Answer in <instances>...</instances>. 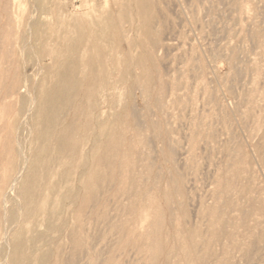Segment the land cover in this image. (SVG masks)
Masks as SVG:
<instances>
[{
	"label": "bare ground",
	"instance_id": "bare-ground-1",
	"mask_svg": "<svg viewBox=\"0 0 264 264\" xmlns=\"http://www.w3.org/2000/svg\"><path fill=\"white\" fill-rule=\"evenodd\" d=\"M130 1L134 6L128 5ZM116 6L103 24L89 21L85 17L89 11L73 16L72 22L58 17L64 35L52 45L44 24L31 12L25 19L20 4L0 0V130L5 131V121L13 119L0 139L4 171L0 262L76 264L86 256L91 264H231L240 253L241 260L245 256L249 263L256 247L264 243V199L252 196L257 175L238 186L235 180L221 178L211 197L213 204L199 198L194 203L199 207H193L192 213L189 205L194 197L176 166L175 142L171 147L167 130L161 135V125L150 119L153 113L148 111L152 116L144 123L146 114L142 120L141 112L129 106L114 120L105 118L112 99L110 66L122 68L120 81L130 83L132 90L140 89L154 109L170 100L165 81L169 78H163L155 52L160 32L155 26L154 0H123ZM37 8L47 15L44 5ZM135 21H140V28L133 38L128 33L132 25L128 30L124 25ZM261 30L254 35L263 50ZM35 35L43 39L40 48L32 45ZM106 39L111 45L100 44ZM122 44L126 46L121 48ZM230 58L234 67L236 52ZM32 59L34 74L28 69ZM48 60L53 66L44 68ZM179 86L178 81L171 83V98H176ZM118 101L119 105L122 101ZM247 116L253 117V110ZM148 131L156 141L161 138L159 154L170 167L159 165L151 155L158 153L156 148L151 152L154 143ZM227 154L236 172L248 162L247 155ZM95 226L106 231L92 235ZM101 238L111 239L109 255L93 249Z\"/></svg>",
	"mask_w": 264,
	"mask_h": 264
},
{
	"label": "rangeland",
	"instance_id": "rangeland-1",
	"mask_svg": "<svg viewBox=\"0 0 264 264\" xmlns=\"http://www.w3.org/2000/svg\"><path fill=\"white\" fill-rule=\"evenodd\" d=\"M120 1L123 0H14V2L20 4L23 17L27 14V17H24L25 19L30 18L28 15L30 13L27 12H31L30 15H33V18L44 24L42 29L47 33L49 44L53 42L52 45L59 43L58 40L64 35V28L59 27V22L62 20L60 18L64 17V19L72 22V19L76 17L75 15L78 18V16H82L89 11L88 16L84 15L89 21L103 24L108 14L117 11L116 2ZM124 1L127 2V0ZM240 1L242 2L239 3V7L236 0H199L200 3L195 0H154L156 6L154 7V18L155 24H157L155 26L160 32L156 37L158 41L156 42L155 52L157 59L160 58L158 59V65L163 78H169L165 81L168 83L170 93L168 98L170 100L167 99L169 103L165 100L164 106L160 108L161 110L164 109L163 111L158 109L157 106L154 109L153 102L143 98L145 96L141 95L143 92L141 93L140 89L132 90L130 83L123 84L120 81L122 68L115 70L112 66L109 67L113 72L111 80L113 85H110L112 87V99L109 102L105 118L110 117V120H114L116 114L126 111L129 106L134 107L133 110L141 112V114L138 113L141 119L146 116L144 120L142 119L145 121L144 123L151 115L149 112L153 113L150 119L153 121L156 119L154 122L158 121L156 123L161 125V135L167 130L166 132L169 133L171 138L169 140L171 147L173 146L172 141L175 142V148H172L176 149L174 157L177 162L176 166L181 168L178 169L179 172L181 170V174L186 177L184 180L190 197H194L191 203L192 206L189 205L192 213L197 206L199 207V205H195L198 203L199 198L207 201L208 205L213 204L212 194L220 188L222 179L230 182L235 180L232 182L235 186H238L239 182L250 177L255 178L256 174V179H253V181L255 180L253 182V184L255 183V186L253 185L255 191L252 192V196L254 198L256 196L255 199L257 200L260 197L264 199V166H262L264 163V156H262L264 155V113H261L264 109V49H260V43L254 35L256 31L261 29V31H264V0ZM39 5H44L47 8V15H43V12L37 10ZM128 5L134 6V3L130 1ZM26 8L29 10L27 11ZM54 15L55 17H53ZM138 22L140 21L124 25L126 30L132 25L128 33L133 38L137 37V30L140 28V25H137ZM42 41L43 39L35 35L32 45L34 48H40ZM63 43L65 42L63 41ZM157 43L159 44L157 45ZM100 44L109 46L111 42L106 39L102 40ZM125 46V44H122L121 48ZM138 52H142V50L139 49ZM234 52H236L237 59L233 67L230 57ZM38 54L40 59L41 54ZM112 54H115V52H112ZM193 56L197 57L199 62H195ZM189 57H192V62ZM65 59L67 58L62 60ZM33 61V59L30 60V66L28 65L30 74H34ZM43 65H45L44 68H50V65L53 66L50 60L44 62ZM195 65L198 69H194ZM53 69L56 70L57 67L55 66ZM119 72L121 73L120 76H118ZM183 73L185 74L182 75ZM172 80L178 81L180 84L175 99L174 97L171 98V83L174 82ZM54 83L53 80L48 88H52ZM124 87L125 89H123ZM168 91L167 95L169 94ZM177 99H179L178 102ZM117 101L120 102L119 105L121 106L116 103ZM174 101L177 103H174ZM115 103L118 108L117 106L114 107ZM256 105L257 108H255ZM146 107L152 109L147 110ZM110 108L112 113L109 110ZM115 108L118 111L114 110ZM251 110H253L254 116L248 118L247 115ZM159 111L164 113L161 114ZM147 113L150 115L148 116ZM144 114L146 115L144 116ZM12 121V118L5 121V127L7 128L5 131L0 130V139L5 136ZM195 134H197L196 142L194 141ZM147 135L153 137L154 134L148 131ZM152 137L151 139H153ZM151 142L156 143L155 147L154 144H151V146L153 145L150 148L151 152L152 148H154L153 150L156 148V153H158L155 156L154 151L153 154L150 152L153 158H156L159 165L170 167L171 164L168 162V165L165 160L166 163L163 162L159 154V148L163 144L161 138H158L157 141L153 139ZM259 145L263 146L261 151L255 150L256 147L258 149ZM233 152L238 153L237 158L247 155L248 162H252L241 164L240 171L236 172L234 164L231 163V166L229 164L230 157H227L229 156L227 153L231 154ZM259 153L262 155L259 156ZM3 174L2 158L0 157V195L2 193L1 179ZM262 190L263 194L261 193ZM112 213L115 215V211ZM14 226L16 228V225ZM14 226L11 228L14 229ZM96 231H100L102 234L106 231V227L95 226L92 230L93 233L91 232L92 235H95ZM255 231L258 233L259 229L257 228ZM96 236H98L97 233ZM107 239L102 240L101 238L100 241L98 239L97 243L95 242L93 245L94 251L101 253V256L109 255L111 252V239ZM250 241L252 243L254 240L250 239L248 242ZM99 249H101V252ZM256 249L252 254V262L249 261L248 263V258L245 256L241 260V254L237 253L238 255L234 256V261L231 264H237L238 262V264H264V243L259 244ZM235 259L236 261L238 259L237 263H235ZM80 260L76 264H91L92 262L86 256Z\"/></svg>",
	"mask_w": 264,
	"mask_h": 264
}]
</instances>
